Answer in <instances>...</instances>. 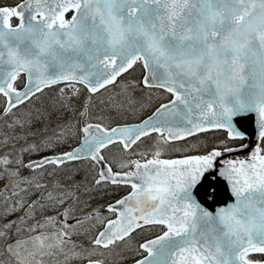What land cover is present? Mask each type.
Here are the masks:
<instances>
[{"label":"snow or ice","instance_id":"1","mask_svg":"<svg viewBox=\"0 0 264 264\" xmlns=\"http://www.w3.org/2000/svg\"><path fill=\"white\" fill-rule=\"evenodd\" d=\"M0 264H264V0H0Z\"/></svg>","mask_w":264,"mask_h":264},{"label":"water","instance_id":"2","mask_svg":"<svg viewBox=\"0 0 264 264\" xmlns=\"http://www.w3.org/2000/svg\"><path fill=\"white\" fill-rule=\"evenodd\" d=\"M251 127L249 126V129H247L246 131L250 134L251 133ZM217 189L219 192V196L217 198V203H223L224 199H226V194L224 191V183L223 181H220L219 184L217 185ZM201 193L203 192V188L200 189ZM202 198V197H201ZM211 207V205H209Z\"/></svg>","mask_w":264,"mask_h":264},{"label":"rangeland","instance_id":"3","mask_svg":"<svg viewBox=\"0 0 264 264\" xmlns=\"http://www.w3.org/2000/svg\"><path fill=\"white\" fill-rule=\"evenodd\" d=\"M3 2H12V0H3ZM100 203H103V202H105V200H101V201H99Z\"/></svg>","mask_w":264,"mask_h":264}]
</instances>
